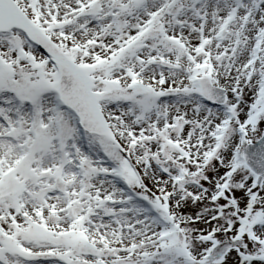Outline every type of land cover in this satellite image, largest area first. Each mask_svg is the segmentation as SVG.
Instances as JSON below:
<instances>
[{
  "label": "snow or ice",
  "instance_id": "6c2138e0",
  "mask_svg": "<svg viewBox=\"0 0 264 264\" xmlns=\"http://www.w3.org/2000/svg\"><path fill=\"white\" fill-rule=\"evenodd\" d=\"M0 264H264V0H0Z\"/></svg>",
  "mask_w": 264,
  "mask_h": 264
}]
</instances>
